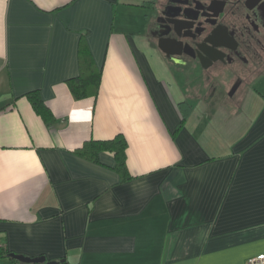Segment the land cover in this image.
Masks as SVG:
<instances>
[{
  "label": "crops",
  "instance_id": "0c3cea01",
  "mask_svg": "<svg viewBox=\"0 0 264 264\" xmlns=\"http://www.w3.org/2000/svg\"><path fill=\"white\" fill-rule=\"evenodd\" d=\"M147 1L0 0V264H16L10 253L57 264L264 254V75L246 92L255 108L207 95L148 36ZM81 37L101 73L96 94L75 99L66 80ZM118 134L126 179L111 152H76Z\"/></svg>",
  "mask_w": 264,
  "mask_h": 264
},
{
  "label": "flooded vegetation",
  "instance_id": "af4514ba",
  "mask_svg": "<svg viewBox=\"0 0 264 264\" xmlns=\"http://www.w3.org/2000/svg\"><path fill=\"white\" fill-rule=\"evenodd\" d=\"M147 8L148 36L207 95L247 91L264 75V0H148Z\"/></svg>",
  "mask_w": 264,
  "mask_h": 264
},
{
  "label": "trees",
  "instance_id": "16d2710c",
  "mask_svg": "<svg viewBox=\"0 0 264 264\" xmlns=\"http://www.w3.org/2000/svg\"><path fill=\"white\" fill-rule=\"evenodd\" d=\"M79 74L66 80L69 90L75 99H81L89 95V90L96 94L100 82V69L95 65L84 38L81 37L78 49ZM27 99L30 101L33 110L46 123L51 119V113L45 107L37 92H28ZM127 143L123 135L118 134L110 140H89L85 142L76 152L83 158L97 161L99 152L108 151L113 154V168L122 179L129 178L126 167L125 149ZM4 248L0 247V255ZM16 264H21L13 260Z\"/></svg>",
  "mask_w": 264,
  "mask_h": 264
},
{
  "label": "rangeland",
  "instance_id": "374dc122",
  "mask_svg": "<svg viewBox=\"0 0 264 264\" xmlns=\"http://www.w3.org/2000/svg\"><path fill=\"white\" fill-rule=\"evenodd\" d=\"M144 16H146V15L144 14ZM139 19L142 20V19H144V17L142 19L141 18H139ZM256 81H257L256 78H254V79H252L250 81V83L253 84V86L251 87L250 90H252V91L255 90V92H256L257 89L259 90V88L257 86V85H259V83H256ZM247 91H249V89ZM247 91H238V92L234 93V95L229 96V105H234V106L241 107L243 104H245V105L251 104L255 108V106L257 104H259L257 102V100H258L257 98L258 97H256L254 95V93H252V95H247L246 94Z\"/></svg>",
  "mask_w": 264,
  "mask_h": 264
},
{
  "label": "water",
  "instance_id": "95a60500",
  "mask_svg": "<svg viewBox=\"0 0 264 264\" xmlns=\"http://www.w3.org/2000/svg\"><path fill=\"white\" fill-rule=\"evenodd\" d=\"M159 49L162 52H164V50L161 48L160 45H159ZM229 95H232V93H230ZM8 256L20 262L21 264H57L56 261L46 260L44 256L28 257V256L20 255V254H14V253H10L8 254Z\"/></svg>",
  "mask_w": 264,
  "mask_h": 264
},
{
  "label": "built area",
  "instance_id": "2783aa9c",
  "mask_svg": "<svg viewBox=\"0 0 264 264\" xmlns=\"http://www.w3.org/2000/svg\"><path fill=\"white\" fill-rule=\"evenodd\" d=\"M246 264H264V254H257L247 258Z\"/></svg>",
  "mask_w": 264,
  "mask_h": 264
}]
</instances>
